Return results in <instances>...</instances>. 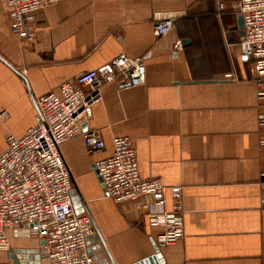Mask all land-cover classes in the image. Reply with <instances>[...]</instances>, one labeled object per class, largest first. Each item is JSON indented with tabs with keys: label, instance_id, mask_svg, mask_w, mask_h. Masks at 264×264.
<instances>
[{
	"label": "crops",
	"instance_id": "1",
	"mask_svg": "<svg viewBox=\"0 0 264 264\" xmlns=\"http://www.w3.org/2000/svg\"><path fill=\"white\" fill-rule=\"evenodd\" d=\"M9 11L0 2V122L9 128L0 155L10 135L35 126L34 99L121 54L143 58L146 83L107 85L86 122L105 149L92 153L82 138L61 146L105 253L114 264H136L164 232L148 222L150 196L116 202L96 173L114 138L127 136L144 179L184 188L185 236L161 248L165 264H264V103L242 51L240 0L58 2L38 12L34 42L12 34ZM170 15L172 32L156 37L157 22ZM8 236L15 249L40 248L35 238ZM0 264H13L9 252H0Z\"/></svg>",
	"mask_w": 264,
	"mask_h": 264
},
{
	"label": "built area",
	"instance_id": "2",
	"mask_svg": "<svg viewBox=\"0 0 264 264\" xmlns=\"http://www.w3.org/2000/svg\"><path fill=\"white\" fill-rule=\"evenodd\" d=\"M63 1L68 0H0L10 7L12 34L28 42L36 39L38 12ZM240 14L245 26L242 51L250 60L258 99L264 103V0H240ZM173 28L174 19L164 18L157 22L154 34L167 36ZM21 74L24 77L26 71ZM146 79L144 59L121 54L63 83L57 92L34 99L35 126L21 138L10 135L7 150L0 155V252L11 249L8 232L24 234L28 230L30 237L44 241L40 253L50 264H96L98 255L91 254L89 245V238L97 233L94 220L86 213L85 204L81 202L76 208L72 194L75 187L61 146L82 138L90 152L103 151L105 142L99 132L86 125L94 106L104 99L103 89L115 84L118 90H130L143 86ZM259 122L264 127V110ZM113 145V154L95 164L107 195L116 202L150 196L148 222L151 227L164 229L156 240L158 247L183 239L184 188L167 186L159 178L144 179L130 137H115ZM260 145L264 149V137ZM261 176L264 207V171Z\"/></svg>",
	"mask_w": 264,
	"mask_h": 264
},
{
	"label": "water",
	"instance_id": "3",
	"mask_svg": "<svg viewBox=\"0 0 264 264\" xmlns=\"http://www.w3.org/2000/svg\"><path fill=\"white\" fill-rule=\"evenodd\" d=\"M173 18L175 16L170 15V16H165V18ZM244 18L242 16H239L238 18V29L244 31ZM247 59H249L247 57ZM96 169V167H95ZM96 173L99 175V171L96 169ZM100 177V175H99ZM100 180L103 184L102 178L100 177ZM73 197H74V202L77 204L76 208L79 209L81 207V202L84 204L80 194L78 193V191L75 189L73 191ZM82 211H78V214H81ZM15 235L18 236V238H22V239H30V234L29 231L26 230L23 233L21 232H15ZM102 240L99 236L98 233H96L95 235H93L91 238H89V245H90V252L93 256L98 255L97 257H95L96 260V264H114L112 261H110V259L108 258L107 254L104 252L103 249V245L100 243ZM44 241L40 242V245H43ZM154 246V254L136 264H165V261L163 259L162 253H161V249L158 247L157 243L154 242L153 243ZM10 257L13 260V264H42V260L43 259H47V256L42 255L40 253V248H36V249H26V248H22V249H15L13 247H11L10 251H9Z\"/></svg>",
	"mask_w": 264,
	"mask_h": 264
},
{
	"label": "rangeland",
	"instance_id": "4",
	"mask_svg": "<svg viewBox=\"0 0 264 264\" xmlns=\"http://www.w3.org/2000/svg\"><path fill=\"white\" fill-rule=\"evenodd\" d=\"M9 132L8 125L0 122V153L5 149V141L3 140L5 133ZM18 238V236H16Z\"/></svg>",
	"mask_w": 264,
	"mask_h": 264
}]
</instances>
